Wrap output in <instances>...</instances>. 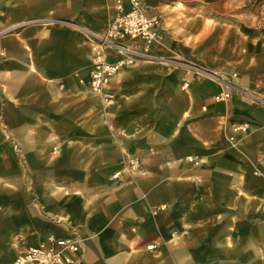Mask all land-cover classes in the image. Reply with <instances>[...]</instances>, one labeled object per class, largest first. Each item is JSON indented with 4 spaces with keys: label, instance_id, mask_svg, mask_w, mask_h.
<instances>
[{
    "label": "crops",
    "instance_id": "crops-1",
    "mask_svg": "<svg viewBox=\"0 0 264 264\" xmlns=\"http://www.w3.org/2000/svg\"><path fill=\"white\" fill-rule=\"evenodd\" d=\"M141 2L151 16L168 0ZM114 12L0 0V264L49 235L77 238L79 264H264V101L243 91L264 81L139 56L105 106L81 80L102 52L124 61L101 45Z\"/></svg>",
    "mask_w": 264,
    "mask_h": 264
},
{
    "label": "rangeland",
    "instance_id": "rangeland-1",
    "mask_svg": "<svg viewBox=\"0 0 264 264\" xmlns=\"http://www.w3.org/2000/svg\"><path fill=\"white\" fill-rule=\"evenodd\" d=\"M156 11L160 40L148 57L177 60L219 86L264 81V0H168ZM259 89L243 91L264 99Z\"/></svg>",
    "mask_w": 264,
    "mask_h": 264
},
{
    "label": "built area",
    "instance_id": "built-area-1",
    "mask_svg": "<svg viewBox=\"0 0 264 264\" xmlns=\"http://www.w3.org/2000/svg\"><path fill=\"white\" fill-rule=\"evenodd\" d=\"M114 16L108 23L105 32L100 36L103 50H112L124 54V61H110L105 52L100 53L92 61L88 78L82 81L90 93L98 96L105 106L113 104L115 98L108 90L110 81L126 63H133L134 58L149 56L152 46L160 40V29L157 20L146 14L141 0H114ZM210 77L212 74L205 73ZM218 79V78H217ZM220 82L227 84L224 80ZM187 85L185 82L184 86ZM264 88V82L255 85ZM230 92L221 90L214 95L216 102L228 100ZM255 98L264 101L262 97ZM230 131L246 132V124H234ZM229 139H233L229 135ZM141 162L138 157L132 156L125 161L126 171H139ZM112 177L120 178V172H115ZM80 245L75 237L58 238L49 235L46 240L36 246L29 247L17 255L14 264H79Z\"/></svg>",
    "mask_w": 264,
    "mask_h": 264
}]
</instances>
